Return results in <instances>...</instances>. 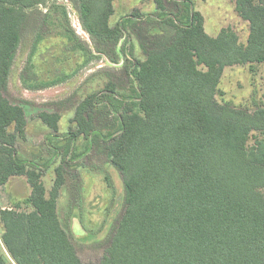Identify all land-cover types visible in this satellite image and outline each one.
Returning a JSON list of instances; mask_svg holds the SVG:
<instances>
[{"label":"trees","instance_id":"obj_1","mask_svg":"<svg viewBox=\"0 0 264 264\" xmlns=\"http://www.w3.org/2000/svg\"><path fill=\"white\" fill-rule=\"evenodd\" d=\"M46 1L0 0V186L11 176H25L30 187L24 199L28 210L0 208V264H264V92L252 112L216 99L226 66L264 65V0H234L235 10L248 22L245 43L230 27L208 35L192 0H174V11L166 10L165 0H152L155 9L147 15L159 33L142 43V58L122 60L134 96L133 91L119 95L111 82L88 93L75 105L74 128L68 127L61 144L60 113L38 111L40 121L56 133L51 134V150L62 148L61 154L53 152L58 163L48 190L42 176L52 163L18 154L27 107L6 95L28 11ZM77 1L86 32L112 47L96 51L117 63L115 47L128 31L126 23L142 14L133 9L112 25L114 0ZM47 10L40 22L56 10L63 25L62 5ZM67 30L64 36L74 42L73 31ZM102 102L116 113V130L107 136L94 133ZM252 131L261 137L248 144ZM99 136L122 176L125 204L101 258L83 262L58 216L57 199L75 139Z\"/></svg>","mask_w":264,"mask_h":264},{"label":"rangeland","instance_id":"obj_2","mask_svg":"<svg viewBox=\"0 0 264 264\" xmlns=\"http://www.w3.org/2000/svg\"><path fill=\"white\" fill-rule=\"evenodd\" d=\"M192 1L193 8L203 16L204 30L208 35L215 36L221 28L230 27L240 42H246L248 22L235 10L234 0ZM52 4L64 7L67 19H63V25L56 19V10L51 11L46 23L40 22V17L48 13L47 9ZM113 6L114 12L110 17L112 25L133 9H138L142 14L139 18H133L132 23H126L128 31L115 47L120 54L115 64H111L105 54L112 47L97 43L84 29L77 0H47L45 4L28 11V19L21 30L6 95L13 102H24L27 107L25 138L17 141L18 154L28 160L39 162L44 158L52 163L42 176L47 190L58 163L55 153L61 154L62 148L53 153L50 142L53 133L37 117L38 111L60 113L57 134L60 142L64 141L68 127L74 128L71 118L75 105L88 93L104 89L105 84L111 82L119 95L133 91L134 96L132 80L127 76L125 61L122 60L132 56L142 58V43L150 35L159 33L157 23L152 22L153 16L147 15L155 9L152 0H114ZM165 7L167 11H174V0H165ZM64 28L65 32L67 29L73 31L74 42L64 36ZM96 48L105 53L99 54ZM53 80L57 83L39 86L41 82ZM218 88L221 91L216 95L219 102L246 107L252 112L263 101L264 65L255 62L226 66ZM105 104L100 103L96 109L94 133L107 136V133L116 130L117 120L116 113L108 111ZM255 137L260 138L261 135L252 131L248 144H252ZM74 145V156H66V182L57 199V212L62 225L69 230L81 260L97 262L124 209L123 180L110 162L101 136L94 141L78 137ZM29 193L25 176H11L5 185L0 186V208L28 210L24 199ZM9 264L13 262L9 260Z\"/></svg>","mask_w":264,"mask_h":264},{"label":"water","instance_id":"obj_3","mask_svg":"<svg viewBox=\"0 0 264 264\" xmlns=\"http://www.w3.org/2000/svg\"><path fill=\"white\" fill-rule=\"evenodd\" d=\"M2 256H3V258H4L5 261H7L9 259V256L6 253L3 254Z\"/></svg>","mask_w":264,"mask_h":264}]
</instances>
